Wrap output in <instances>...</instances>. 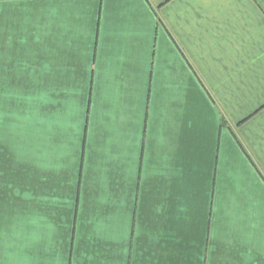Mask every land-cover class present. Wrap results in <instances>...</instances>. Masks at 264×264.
Returning <instances> with one entry per match:
<instances>
[{"label": "crops", "instance_id": "crops-1", "mask_svg": "<svg viewBox=\"0 0 264 264\" xmlns=\"http://www.w3.org/2000/svg\"><path fill=\"white\" fill-rule=\"evenodd\" d=\"M0 264H264V0H0Z\"/></svg>", "mask_w": 264, "mask_h": 264}]
</instances>
